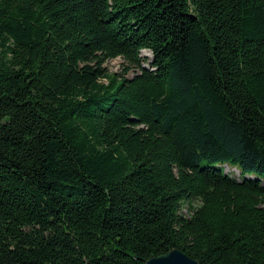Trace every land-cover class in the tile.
I'll list each match as a JSON object with an SVG mask.
<instances>
[{
	"label": "trees",
	"instance_id": "obj_1",
	"mask_svg": "<svg viewBox=\"0 0 264 264\" xmlns=\"http://www.w3.org/2000/svg\"><path fill=\"white\" fill-rule=\"evenodd\" d=\"M173 249L264 264V0H0V264Z\"/></svg>",
	"mask_w": 264,
	"mask_h": 264
},
{
	"label": "water",
	"instance_id": "obj_2",
	"mask_svg": "<svg viewBox=\"0 0 264 264\" xmlns=\"http://www.w3.org/2000/svg\"><path fill=\"white\" fill-rule=\"evenodd\" d=\"M144 264H200L179 249H173L165 254L151 257Z\"/></svg>",
	"mask_w": 264,
	"mask_h": 264
},
{
	"label": "rangeland",
	"instance_id": "obj_3",
	"mask_svg": "<svg viewBox=\"0 0 264 264\" xmlns=\"http://www.w3.org/2000/svg\"><path fill=\"white\" fill-rule=\"evenodd\" d=\"M142 55L148 57L149 59L152 58V54L148 50H142ZM126 64L127 63H125V61L120 57H117L115 59H112L106 62V66L109 68L110 71L119 72V73H122L125 70ZM144 65L147 67L149 66L147 61L145 62ZM135 72L136 71L134 69H131L130 71H128L127 75L133 76ZM226 171L232 174H236L237 176H240V172L237 168L226 166ZM246 176L250 177L251 175H246Z\"/></svg>",
	"mask_w": 264,
	"mask_h": 264
}]
</instances>
